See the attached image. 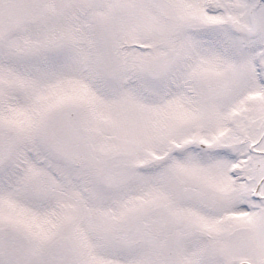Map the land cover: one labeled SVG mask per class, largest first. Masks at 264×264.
<instances>
[{"label":"snow or ice","instance_id":"6c2138e0","mask_svg":"<svg viewBox=\"0 0 264 264\" xmlns=\"http://www.w3.org/2000/svg\"><path fill=\"white\" fill-rule=\"evenodd\" d=\"M0 264H264V0H0Z\"/></svg>","mask_w":264,"mask_h":264}]
</instances>
